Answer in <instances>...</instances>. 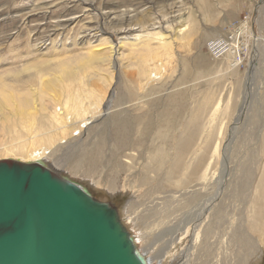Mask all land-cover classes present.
<instances>
[{"label": "rangeland", "instance_id": "rangeland-1", "mask_svg": "<svg viewBox=\"0 0 264 264\" xmlns=\"http://www.w3.org/2000/svg\"><path fill=\"white\" fill-rule=\"evenodd\" d=\"M1 89L0 158L44 150L150 264H264V0H0Z\"/></svg>", "mask_w": 264, "mask_h": 264}, {"label": "water", "instance_id": "water-1", "mask_svg": "<svg viewBox=\"0 0 264 264\" xmlns=\"http://www.w3.org/2000/svg\"><path fill=\"white\" fill-rule=\"evenodd\" d=\"M0 264H150L109 202L36 161L0 158Z\"/></svg>", "mask_w": 264, "mask_h": 264}, {"label": "bare ground", "instance_id": "bare-ground-1", "mask_svg": "<svg viewBox=\"0 0 264 264\" xmlns=\"http://www.w3.org/2000/svg\"><path fill=\"white\" fill-rule=\"evenodd\" d=\"M183 26V25H182ZM185 26H183V28H184ZM130 29V28H129ZM123 31V30H122ZM154 36V35H153ZM140 38V35H135L132 39L133 40H136V39H139ZM151 38V37H150ZM155 38V37H154ZM156 38L158 39V41H160L161 39H162V36H160V35H156ZM166 40V39H165ZM149 41H150V39H149ZM163 43H165L164 41H163ZM159 44H160V42H159ZM161 44H162V42H161ZM223 45H224V43H222ZM226 46V45H225ZM145 47V46H144ZM143 47V48H144ZM148 48V47H147ZM110 49H111V47H110ZM144 49H146V47L144 48ZM150 50V49H149ZM153 50V49H152ZM157 50V49H156ZM98 52V50H91V55L92 54H95V53H97ZM96 55V54H95ZM92 57V56H91ZM161 68V67H160ZM162 71V70H161ZM161 71H160V73H161ZM67 72L68 71H65V76L67 77V76H70V75H68L67 74ZM142 72V71H141ZM68 73H70V72H68ZM158 74H156V76H157ZM58 80L57 81H62V77L61 78H57ZM49 82L50 81H47V82H45V84H43L42 85V87L44 88V87H46V88H48L49 86H50V84H49ZM51 83V82H50ZM4 86V85H3ZM54 87V86H53ZM4 91L1 89L0 90V93H3ZM7 101H10V102H12L14 105H15V107L17 108V102H16V100L15 99H13L11 96H9V97H7V96H4V94H0V109H1V103H3V102H7ZM57 102H58V109L56 110V116H58V118H60L61 120H60V122H62L63 124H65L64 126H67L66 125V123H67V121H69V119H70V117H68V115H69V112H68V106L67 105H63V104H61V101H60V99L59 100H57ZM74 107V106H73ZM70 109V108H69ZM80 110V109H79ZM27 111H25V110H19L18 111V114H25ZM77 115H78V113H77ZM72 116V115H71ZM24 117V116H23ZM75 118V117H74ZM20 119H22V116H21V118ZM75 124V123H74ZM70 125V124H69ZM83 125H85V124H83ZM72 126V125H71ZM78 126V125H77ZM79 126H82V124H79ZM61 127H62V124H61ZM80 128V127H79ZM57 130V129H56ZM55 130V131H56ZM48 133V132H47ZM46 133V136H48L49 137V139H50V137H52L53 135H56L57 134V132L55 133V134H47ZM39 135V134H38ZM38 135H36V136H38ZM42 135V134H41ZM36 136H34V137H36ZM33 137V138H34ZM32 138V139H33ZM41 141V140H40ZM33 142V141H32ZM33 144V143H32ZM184 147V144L183 143H181L179 146H178V148L176 149V151H175V158H174V162L173 163H171V167H170V170L168 171V174L170 175V174H175L176 172H177V167H178V165H179V163H180V161H182V158H183V156H184V153H185V151H186V149L185 148H183ZM188 147H189V145H188ZM195 147V146H194ZM43 149V148H42ZM18 151H19V149H18ZM43 152H44V150H41V148H33V147H30V148H28L26 151H25V153L27 154V156H29V157H32V158H35L36 160H37V158H40L41 156L43 157L44 156V154H43ZM158 156V155H157ZM26 158V157H25ZM35 159H34V161H35ZM21 160H23V159H21ZM194 166V165H193ZM195 169V168H194ZM194 171V170H193ZM193 173V172H192ZM193 175V174H192ZM190 180V179H189ZM262 194H263V196H264V192H262ZM260 236V235H259ZM167 254H168V252H167ZM149 263H151V260H147ZM157 264H160V261L157 263Z\"/></svg>", "mask_w": 264, "mask_h": 264}, {"label": "built area", "instance_id": "built-area-1", "mask_svg": "<svg viewBox=\"0 0 264 264\" xmlns=\"http://www.w3.org/2000/svg\"><path fill=\"white\" fill-rule=\"evenodd\" d=\"M225 40H226V38L223 39L220 37L210 40L208 43V47H209L210 52L214 55H216L219 52H224L226 50L227 46L222 49V42ZM238 57H239V55H238Z\"/></svg>", "mask_w": 264, "mask_h": 264}]
</instances>
